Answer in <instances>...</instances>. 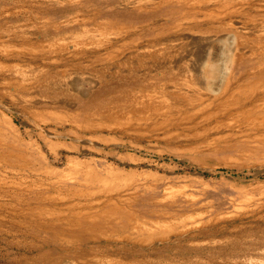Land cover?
I'll list each match as a JSON object with an SVG mask.
<instances>
[{
  "label": "rangeland",
  "instance_id": "374dc122",
  "mask_svg": "<svg viewBox=\"0 0 264 264\" xmlns=\"http://www.w3.org/2000/svg\"><path fill=\"white\" fill-rule=\"evenodd\" d=\"M136 1L0 0V46L17 52L0 53L1 64L15 66L0 71V264H264V125L251 126L243 113L250 106H185L169 117L156 106L161 95L189 92L192 78L213 99L228 79L247 89L264 83V36L235 55L217 29L182 42L169 30L184 16V0ZM241 3L261 4L240 15L258 30L264 0ZM93 29L108 36L102 50L94 39L74 44ZM22 43L51 48L31 53ZM22 69L29 83L21 96L5 81ZM142 111L143 120L123 119ZM108 115L122 125L101 124ZM87 169L103 177L118 169L109 196H120L119 210L97 212L107 199L85 182ZM138 224L147 228L141 236L131 232Z\"/></svg>",
  "mask_w": 264,
  "mask_h": 264
},
{
  "label": "bare ground",
  "instance_id": "6f19581e",
  "mask_svg": "<svg viewBox=\"0 0 264 264\" xmlns=\"http://www.w3.org/2000/svg\"><path fill=\"white\" fill-rule=\"evenodd\" d=\"M177 1V0H176ZM238 1V0H237ZM236 0H184L182 2V6L184 7L183 9V17L180 18V20L178 21V23L176 24V26L174 28H169V32L171 33H176V37L177 39H179L180 41L182 42H193V43H196L198 40L201 41L202 39H207L205 37H199V35L197 34H206V33H201V31L203 32H208L209 29L211 30L212 29H217V30H221L222 32H226L224 35L226 36H223L225 37L226 39H229L231 38L232 42H233V46H232V53H234L233 55H235L237 52H242V51H246L244 50V48L249 44L251 43V40L252 38L258 36V35H263L264 36V24H260L258 26V30L257 29H254L252 30V28H247L244 27L242 24L243 22V18L242 16H240L242 13H245V14H253L255 15L258 11L261 10V4H247L246 7H244V4H236L237 3ZM137 2V1H136ZM146 2H148V0H139L137 3H141L142 4ZM167 2V1H166ZM132 3V2H131ZM170 3V2H169ZM264 4V3H263ZM124 5V4H123ZM134 5V4H133ZM162 5V4H161ZM130 6V5H129ZM153 6V5H152ZM156 6V5H155ZM128 7V6H127ZM178 7V6H177ZM264 7V6H262ZM167 9V8H166ZM260 9V10H259ZM138 10V9H137ZM163 10V9H162ZM182 10V9H181ZM95 11V10H94ZM159 11V10H158ZM178 11V10H177ZM157 12V11H156ZM161 12V11H160ZM134 13V12H133ZM169 13V12H168ZM137 14V13H136ZM142 14V13H141ZM155 14V12H154ZM163 14V13H162ZM165 14V13H164ZM259 14V13H258ZM91 15V14H90ZM187 15V17H186ZM246 16V15H245ZM141 17V16H140ZM161 17V16H160ZM238 17L239 20H236L235 18ZM263 17V16H262ZM84 18V17H83ZM138 18V17H137ZM152 18V17H151ZM256 18V17H255ZM75 19V18H73ZM142 19V17H141ZM146 19V18H145ZM149 19V18H147ZM250 19V18H249ZM72 20V19H71ZM81 20V19H80ZM85 19H82L81 21H84ZM96 20V19H95ZM105 20V19H104ZM109 20V19H108ZM144 20V19H143ZM86 21V20H85ZM115 21V20H114ZM121 21V20H119ZM249 21V20H248ZM256 21V20H255ZM68 22V20H67ZM109 22V21H108ZM113 22V21H112ZM73 23V22H72ZM102 23V22H101ZM100 23V24H101ZM111 23V22H109ZM108 23V24H109ZM71 24V23H70ZM142 24V23H141ZM240 24V25H238ZM243 24H246V23H243ZM66 25V24H65ZM68 25V23H67ZM128 26V24H126ZM96 26H99V25H96ZM115 26V25H114ZM133 26V25H132ZM255 26V25H254ZM59 27V26H58ZM111 27V26H110ZM155 27V26H154ZM84 28V27H83ZM96 28V27H95ZM107 28V27H105ZM159 28V27H158ZM254 28V27H253ZM59 29V28H58ZM150 29V28H149ZM100 30V29H99ZM162 30V29H161ZM86 31V30H85ZM133 31V30H132ZM160 31V30H159ZM262 32V33H261ZM106 32L104 31H98V29H93L91 31H88L87 32H84L82 33L81 35L79 36H74L73 37V42L76 46L78 47H81L82 45H84V42H87L86 39H94L95 42H96V45H99L102 44V42L105 40V34ZM114 33V32H112ZM115 33H117L115 31ZM114 33V34H115ZM126 33V32H125ZM144 33V32H143ZM150 33V32H149ZM159 33V32H158ZM163 33V32H162ZM217 33V32H216ZM76 34V33H75ZM80 34V33H79ZM119 34V31L118 33ZM123 34V33H122ZM121 34V35H122ZM148 34V33H147ZM211 34V33H210ZM219 34V32H218ZM119 36V35H118ZM116 36V37H118ZM148 36V35H147ZM204 36V35H203ZM108 37V36H106ZM121 37V36H120ZM175 37V38H176ZM210 37V36H209ZM220 37V36H219ZM112 38V37H111ZM135 38V37H134ZM133 38V39H134ZM138 38V37H137ZM65 39V38H64ZM114 39V38H113ZM117 39V38H116ZM128 39V38H127ZM201 39V40H200ZM112 40V39H111ZM136 40V39H135ZM161 40V39H159ZM172 40V39H171ZM260 40V39H259ZM56 41V40H55ZM66 41V40H64ZM157 41V40H156ZM255 41V39H254ZM113 42V41H112ZM131 42V41H130ZM152 42V41H151ZM158 42V41H157ZM259 42V41H258ZM63 43V42H61ZM123 43V42H122ZM129 43V42H128ZM149 43V42H148ZM155 43V41H154ZM172 43V41H171ZM177 42H175V45ZM54 44V43H53ZM52 44V45H53ZM150 44V43H149ZM206 44V43H205ZM229 44V43H228ZM51 45V46H52ZM117 45H120V43H118ZM133 45V44H132ZM150 45H153V44H150ZM149 45V46H150ZM156 45V44H155ZM173 45V44H171ZM196 45V44H195ZM62 46V45H61ZM66 46V45H65ZM125 46V45H124ZM135 46V45H134ZM142 46V45H141ZM180 46V45H179ZM183 46V45H182ZM192 46V45H190ZM202 46V45H201ZM204 46V45H203ZM250 46V45H249ZM247 46V47H249ZM22 49L24 50H28V52H37V51H42L44 50L43 48L44 47H47L49 48L50 50V44H45V45H37L36 43H33L31 44L30 46L28 45H25V44H20V46ZM101 47V46H100ZM99 47V48H100ZM115 47V46H113ZM123 47V46H122ZM145 47V46H144ZM152 47V46H151ZM154 47V46H153ZM184 47V46H183ZM200 47V46H199ZM93 48V47H92ZM112 48V47H111ZM118 48V47H117ZM121 48V47H120ZM150 48V47H149ZM189 48V46H188ZM258 48V47H257ZM60 49V48H59ZM57 49V50H59ZM91 49V48H89ZM88 49V50H89ZM103 48L101 47V50ZM114 49V48H112ZM252 48H250L251 50ZM254 49V48H253ZM263 49V48H262ZM54 50V49H53ZM78 50V49H77ZM92 50V49H91ZM98 50V48L96 49ZM122 50V49H121ZM120 50V51H121ZM124 50V49H123ZM122 50V51H123ZM149 50V49H148ZM173 50H174V47H173ZM176 50V49H175ZM181 50V48H180ZM187 50V49H186ZM200 51V49H198ZM229 50V49H228ZM90 51V50H89ZM119 51V52H120ZM138 51V50H137ZM146 51V50H144ZM164 51H169L168 49H164ZM231 51V49H230ZM248 51V50H247ZM12 52H15L17 53L15 50H10L8 46H0V53H2V55H10L9 53H12ZM91 52V51H90ZM143 52V51H142ZM147 52V51H146ZM151 52V50H150ZM171 52V51H170ZM175 52V51H174ZM177 52V51H176ZM181 52V51H180ZM228 52V51H227ZM240 52V53H241ZM263 52V51H262ZM261 52V53H262ZM106 53V52H105ZM133 53V52H132ZM166 53V52H165ZM203 53V52H202ZM24 54V53H23ZM75 54V53H74ZM167 54V53H166ZM177 54V53H176ZM180 54V53H179ZM178 54V55H179ZM194 54V53H193ZM238 54V53H237ZM71 55V54H70ZM133 55V54H132ZM182 55V54H181ZM246 55V54H245ZM76 56V54H75ZM96 56V55H95ZM170 56V55H169ZM174 56V55H173ZM185 56V55H184ZM198 56V54H197ZM195 56V57H197ZM260 56V55H259ZM258 56V57H259ZM71 57V56H70ZM97 57V56H96ZM186 57V56H185ZM205 57V55H204ZM257 57V56H256ZM261 57V56H260ZM259 57V58H260ZM147 58V56H146ZM156 58V57H155ZM177 58V57H175ZM202 58V57H201ZM247 58V57H246ZM249 58V57H248ZM255 58V57H254ZM196 59V58H195ZM200 59V57H199ZM256 59V58H255ZM125 60V59H124ZM166 60V59H165ZM164 60V61H165ZM172 61V59H170ZM178 60H181L178 59ZM254 60V59H253ZM2 61V59H1ZM12 61V60H11ZM126 61V60H125ZM128 61V60H127ZM134 61V60H133ZM170 61V62H171ZM198 61V60H197ZM252 61V60H251ZM18 62V61H17ZM135 62V61H134ZM166 62V61H165ZM169 62V63H170ZM176 62V61H174ZM173 62V63H174ZM181 62V61H180ZM261 62V61H260ZM3 63V62H1ZM0 63V71H2V69H8L10 71V69L12 67H15V66H5L3 64ZM5 63V62H4ZM264 63V62H263ZM141 64V63H140ZM171 64V63H170ZM242 64V63H241ZM246 64V63H245ZM22 65V63H21ZM32 65V63H31ZM42 65V64H41ZM137 65H139L137 63ZM143 65V64H142ZM173 65V64H172ZM238 65V64H237ZM157 66V65H156ZM175 66V65H173ZM228 66V65H227ZM247 66V65H246ZM46 67V66H44ZM198 67V66H197ZM10 68V69H9ZM25 69V68H24ZM20 70V75L18 77V79H9L7 81H5V84L8 85V86H14L16 87L17 89H19V95H25L26 92V88L28 87V80L27 78H25L26 74L24 73L26 70ZM176 69V68H175ZM14 70H18V69H14ZM36 70H43L42 68L41 69H36ZM238 70V69H237ZM200 71V70H199ZM231 71V70H230ZM236 71V70H235ZM7 72V71H6ZM196 72V71H195ZM247 72V71H246ZM1 73V72H0ZM9 73V72H8ZM11 73V72H10ZM245 73V72H244ZM13 75V74H12ZM17 74H15L16 76ZM31 74H29L30 76ZM176 75V74H175ZM11 77V76H10ZM127 77V76H126ZM195 77V76H194ZM249 77V76H248ZM255 77V76H254ZM191 78V77H190ZM242 78V77H241ZM256 78V77H255ZM260 78V77H259ZM106 79V78H105ZM225 79V78H223ZM249 81V80H248ZM100 82V81H99ZM105 82V81H104ZM243 82V81H242ZM3 83V82H2ZM116 83V82H115ZM132 83V82H131ZM110 84V82H109ZM130 84V83H129ZM134 84V83H133ZM187 84V83H185ZM184 84V86H185ZM111 85V84H110ZM115 85V84H114ZM121 85V84H120ZM118 85V86H120ZM128 85V83H127ZM135 85V84H134ZM240 85H242L241 83L237 82V83H233L231 80L228 79V81L225 80V83L222 87V91H221V96L217 99H213L211 98L210 96L212 95H207L206 93H204L201 89L203 88L201 85H199L198 81H196L195 79H191L188 81V86L191 90H189V92L187 93H182V94H179V95H176V96H159L158 97V100H157V103L158 105L156 106H161L160 108L163 110V114H170L168 115L171 116L172 114L174 113H180L181 111L183 112L184 110H186V108H184L185 106H219V107H222V106H250L248 108H246L244 110L243 113H245V115L247 114L248 117H249V120H250V124L252 127H260L262 125H264V93H262L260 96L258 94V96L256 95L257 93V89L259 87H263L264 88V83L260 82V83H255L254 86H250L248 89L247 88H241ZM101 86V85H100ZM109 86V85H108ZM182 86V85H181ZM13 87V88H14ZM183 87V86H182ZM102 88V87H101ZM117 88V87H116ZM174 88V87H173ZM104 89V88H102ZM187 89V87H186ZM185 87H184V90H186ZM21 90V91H20ZM99 90V89H98ZM120 90V89H119ZM124 90V89H123ZM180 90V89H179ZM183 90V89H182ZM188 90V89H187ZM67 92V91H66ZM115 92V91H114ZM184 92V91H183ZM217 92V91H216ZM220 92V91H219ZM80 93V92H79ZM101 93V92H99ZM113 93V92H112ZM96 94V93H95ZM107 94V93H106ZM105 94V95H106ZM110 94V93H109ZM15 95V94H14ZM100 95V94H99ZM103 95V94H102ZM104 95V96H105ZM10 96V95H9ZM93 96V95H92ZM102 97V96H101ZM109 97V96H108ZM113 97V96H112ZM120 97V95H119ZM118 97V98H119ZM253 97H256L255 99H252ZM123 98V97H122ZM14 99V98H13ZM96 99V98H95ZM98 99V98H97ZM62 100V99H61ZM83 100V99H82ZM104 100V99H103ZM115 100V99H114ZM119 100V99H118ZM247 100V101H245ZM112 101V100H111ZM59 102V101H58ZM127 102V101H126ZM246 102H249L248 104H246ZM95 103V102H94ZM93 103V104H94ZM146 103V102H145ZM155 103V102H153ZM92 104V105H93ZM113 104V103H111ZM97 105V104H96ZM78 106V105H77ZM100 106V105H99ZM105 106V105H104ZM113 106V105H112ZM92 107V106H91ZM95 107V106H94ZM108 107V106H107ZM45 108V107H44ZM87 108V107H86ZM113 108V107H112ZM215 108V107H214ZM239 108V107H238ZM245 108V107H243ZM43 109V108H42ZM82 109V108H81ZM102 109V108H101ZM194 109V108H193ZM37 110V109H36ZM86 110V109H85ZM243 110V109H241ZM239 109V111H241ZM76 111V110H75ZM95 111V110H94ZM216 111V110H215ZM59 112V111H58ZM87 112V111H86ZM90 112V111H89ZM103 112V111H102ZM205 112V111H204ZM210 113L212 111H209ZM214 112V111H213ZM237 112V111H236ZM57 113V112H56ZM131 112H129V114H127V119L123 118L124 120H131V119H136V120H143V118L145 117L144 116V112H137V113H132L130 115ZM186 113V112H184ZM233 113V112H232ZM59 114V113H58ZM64 114V113H63ZM79 114V113H78ZM84 114V113H83ZM92 114V112H91ZM94 114V113H93ZM206 114V113H205ZM68 115V114H67ZM71 115V114H69ZM68 115V116H69ZM228 115V114H227ZM201 116V115H200ZM205 116V115H204ZM62 117V116H61ZM79 117V116H78ZM117 117V116H116ZM160 117V116H159ZM164 117V116H163ZM173 117V116H172ZM177 116H175L174 118H176ZM196 117V116H195ZM198 117V116H197ZM202 117V116H201ZM230 117V116H229ZM54 118V117H53ZM57 118V117H56ZM60 118V117H59ZM65 118V117H64ZM67 118V117H66ZM82 118V117H81ZM171 118V117H170ZM179 119V117H177ZM61 119V118H60ZM99 119V118H98ZM107 122H101V124H104V126L106 127H116V126H120L122 125L123 122H119V121H113L112 118H111V115H108L106 116L105 118ZM183 119V118H182ZM246 119V118H245ZM4 120V119H3ZM64 120V119H63ZM72 120V119H71ZM75 120V119H74ZM73 120V121H74ZM90 120V119H88ZM99 120H102V119H99ZM161 120V119H160ZM159 120V121H160ZM248 120V121H249ZM6 121V120H5ZM4 121V122H5ZM8 121V120H7ZM48 121V120H47ZM65 121V120H64ZM72 121V122H73ZM79 121V120H78ZM94 121V120H92ZM247 121V120H246ZM3 122V123H4ZM57 122V121H56ZM66 122V121H65ZM69 122V120H68ZM77 122V121H76ZM82 122V121H81ZM95 122H98L97 120ZM137 122V121H136ZM135 122V124H136ZM139 122V121H138ZM157 122V121H156ZM213 123V122H212ZM217 124V122H216ZM11 125V124H10ZM98 125V124H97ZM100 125V124H99ZM69 127V126H68ZM203 127V126H202ZM206 127V126H205ZM94 128V127H93ZM1 129V128H0ZM12 129V128H11ZM101 130V129H100ZM2 131V130H1ZM15 131V130H14ZM3 132V131H2ZM16 132V131H15ZM190 132V131H189ZM18 134V133H17ZM48 135V134H47ZM54 136V135H53ZM7 137V136H6ZM2 138V137H1ZM22 140V139H21ZM4 141V140H3ZM10 141V140H9ZM258 141V140H257ZM1 142V141H0ZM16 142V141H15ZM230 142V141H229ZM260 143V142H259ZM8 144V143H7ZM16 144V143H15ZM25 144V143H24ZM256 145V144H255ZM51 146V145H50ZM21 147V146H20ZM34 147V146H33ZM32 147V148H33ZM22 148V147H21ZM38 148V147H37ZM25 149V147H24ZM61 149V148H60ZM11 151V150H10ZM17 152V151H16ZM20 152V151H19ZM40 152V151H39ZM10 153V152H8ZM24 153V152H23ZM42 154V152L40 153ZM44 155V154H43ZM55 155V154H54ZM16 156V155H15ZM42 157V156H41ZM46 160V159H45ZM44 160V161H45ZM50 160V159H49ZM70 160V159H69ZM6 161V160H5ZM12 161V160H11ZM69 162V166L75 169H77V167H79L78 163L75 162L73 164L72 160L71 161H68ZM87 162V160L85 161ZM27 163V162H26ZM31 163V162H30ZM93 163V162H92ZM10 164V163H9ZM11 165V164H10ZM90 165V164H89ZM14 166V165H13ZM68 166V167H69ZM107 166V165H106ZM2 167H5V166H2ZM96 167V166H95ZM32 168V166H31ZM81 168V167H80ZM3 169V168H2ZM49 169V168H48ZM53 169V168H52ZM93 169V168H92ZM92 169H87V173L85 175V182L88 183V184H94L96 186H98V194L99 195H102L101 197L105 196V199H107L105 202H101L103 204V208L101 209L99 206L100 209H96L97 212L99 211L101 213V215L103 216H106V215H109L111 213H114L116 212L117 210H119V207L121 206L120 204L117 203V201H120V199H118V197L120 196H115V197H111L109 196V192H112L113 191V185L115 184L114 180H116V177L115 176H119L120 172L115 169H110L109 173L107 174V176H101L100 175V172L98 171H94ZM18 170V169H17ZM39 170V169H38ZM10 171V170H9ZM20 171V170H18ZM17 171V172H18ZM35 171V170H34ZM46 171V169H45ZM73 171V170H72ZM26 172V171H25ZM37 172V171H36ZM44 172V171H43ZM50 172V171H49ZM48 172V173H49ZM66 172V171H65ZM75 172V171H74ZM85 172V171H84ZM24 173V172H23ZM46 173V172H45ZM83 173V172H82ZM46 175V174H45ZM54 175V174H53ZM17 176V175H16ZM126 176V175H125ZM74 178V177H73ZM119 178H122V176ZM62 179V178H60ZM72 179V178H71ZM51 180V179H50ZM22 181V180H21ZM2 182V181H1ZM5 183V182H4ZM27 183V182H26ZM38 184V183H37ZM40 184V183H39ZM47 184V183H46ZM15 185V184H14ZM23 185V184H21ZM20 185V186H21ZM24 185H26L24 183ZM44 185V184H43ZM121 185V184H120ZM46 186V185H45ZM130 186V185H129ZM44 187V186H43ZM78 187V186H77ZM134 187V186H133ZM40 188V187H39ZM46 188V187H45ZM130 188V187H129ZM62 189V188H61ZM72 189V188H71ZM94 189V188H92ZM133 189V188H132ZM13 190V189H12ZM55 190V189H54ZM74 190V189H73ZM87 190V189H86ZM117 190V189H116ZM37 191V190H35ZM70 191V190H68ZM75 191V190H74ZM134 192V191H133ZM47 193V192H46ZM34 194V193H33ZM72 194V193H71ZM45 195V193H44ZM29 196V195H28ZM68 197V196H67ZM65 197V198H67ZM87 198V197H86ZM92 198V197H91ZM97 198V197H96ZM128 198V197H127ZM89 199V198H88ZM69 200V199H68ZM132 200V199H131ZM104 201V200H102ZM62 202V200H61ZM71 202V201H70ZM123 202V201H122ZM100 203V202H99ZM128 203V202H127ZM78 204V203H77ZM80 204V203H79ZM83 204V203H82ZM52 205V204H51ZM39 206V205H38ZM42 206V205H41ZM53 206V205H52ZM63 206V205H62ZM84 206V205H83ZM90 206V205H89ZM123 206V205H122ZM61 207V206H60ZM126 207V206H125ZM96 208V207H95ZM50 210V209H48ZM56 210V209H54ZM129 210V209H128ZM70 211V210H69ZM74 211V210H73ZM88 211V210H87ZM86 211V212H87ZM143 211V210H142ZM155 211V210H153ZM43 212V211H42ZM70 213V212H69ZM76 213V212H75ZM93 213V212H92ZM133 213V212H132ZM135 213V212H134ZM159 213V212H158ZM58 214V213H57ZM62 214V213H61ZM79 214V213H78ZM87 214V213H86ZM85 214V215H86ZM90 214V213H89ZM95 214V213H94ZM30 215V214H29ZM41 215V214H39ZM47 215V214H46ZM50 215V214H49ZM77 215V213H76ZM98 215V214H97ZM123 215V214H122ZM80 216V215H79ZM83 216V215H82ZM88 216V215H87ZM93 216V215H91ZM90 216V218H91ZM95 216V215H94ZM133 216V215H132ZM39 217V216H38ZM44 217V216H43ZM52 217V216H51ZM128 217V216H127ZM143 217V216H142ZM89 218V219H90ZM102 218V217H101ZM126 218V217H125ZM63 219V218H61ZM76 219V218H75ZM74 219V220H75ZM121 219V218H120ZM171 219V218H170ZM53 220V219H52ZM126 220V219H125ZM173 220V219H172ZM179 220V219H178ZM195 220V219H194ZM63 221V220H61ZM60 221V222H61ZM80 221V220H78ZM77 221V222H78ZM87 221V220H86ZM89 221V220H88ZM132 221V220H131ZM180 221V220H179ZM185 221V220H184ZM188 221V220H187ZM63 222H66V221H63ZM75 222V221H74ZM101 222V221H100ZM110 222V221H109ZM123 222V221H122ZM139 222V221H138ZM166 222V221H165ZM183 222V221H181ZM190 222V221H189ZM71 223V221H70ZM85 223V222H84ZM99 223V222H98ZM102 223V222H101ZM107 223V222H106ZM113 223V222H112ZM125 223V222H124ZM143 223V222H142ZM168 223V222H166ZM165 223V224H166ZM192 223V222H191ZM174 224V223H172ZM179 224V223H177ZM85 225V224H84ZM87 225V224H86ZM105 225V224H104ZM127 225V224H126ZM175 225V224H174ZM173 225V226H174ZM202 225V224H201ZM121 226V224H120ZM191 226V225H189ZM199 226V225H198ZM68 227V226H67ZM128 227V226H127ZM181 227V225H180ZM81 228V227H80ZM90 228V227H89ZM118 228V227H117ZM125 228V227H124ZM123 228V229H124ZM166 228V227H165ZM176 228V227H175ZM184 228V226L182 227V229ZM195 228V227H194ZM200 228V227H199ZM40 229V228H39ZM69 229V228H68ZM92 229V228H91ZM114 229V228H113ZM144 229H147L146 226L144 224H138L131 232L135 233V234H138V236H141L142 234H145L143 233L144 232ZM169 229V228H168ZM180 229V228H178ZM196 229V228H195ZM198 229V228H197ZM211 229V228H210ZM171 230V229H170ZM173 230V229H172ZM176 230V229H174ZM46 231V230H45ZM64 231V230H63ZM108 231V230H107ZM177 231V230H176ZM188 231V230H187ZM87 232V231H86ZM101 232H103L101 230ZM123 232V231H122ZM128 232V231H127ZM153 232V231H152ZM179 232V231H178ZM186 232V231H185ZM205 232V231H204ZM51 233V232H50ZM54 233V232H53ZM61 233V232H60ZM109 233V232H108ZM160 233V232H159ZM57 234V233H56ZM55 234V235H56ZM73 234V233H72ZM120 234V233H119ZM95 235V234H94ZM98 235V234H97ZM106 235V234H105ZM117 235V234H116ZM215 235V234H213ZM238 235V234H237ZM63 236V235H62ZM111 236V235H110ZM232 236V235H231ZM235 236V235H234ZM48 237V236H47ZM65 237V236H64ZM105 237V236H104ZM172 237V235H171ZM209 236H207L208 238ZM213 237V236H212ZM220 237V236H219ZM237 237V236H236ZM235 237V238H236ZM108 238V236H107ZM118 238V237H117ZM124 238V237H123ZM239 238V237H238ZM245 238V237H244ZM91 239V238H89ZM109 239V238H108ZM125 239V238H124ZM123 239V240H124ZM169 239V238H168ZM216 239V238H215ZM221 239V238H220ZM58 240V239H57ZM99 240V239H98ZM127 240V239H126ZM159 240V239H158ZM198 240V239H197ZM81 241V239H80ZM100 241V240H99ZM140 241V240H139ZM204 241V240H203ZM132 242V241H130ZM134 242V241H133ZM162 242V241H161ZM198 242V241H197ZM201 242V241H200ZM216 242V241H215ZM222 242V241H221ZM234 242V240H233ZM135 243V242H134ZM141 243V242H140ZM190 243V242H188ZM192 243V242H191ZM196 243V242H195ZM259 243V242H258ZM206 244V243H205ZM226 244V242L224 243ZM236 244V243H235ZM238 244V243H237ZM190 245V244H189ZM242 245V243H241ZM254 245V244H253ZM99 246V245H98ZM240 246V245H239ZM149 247V246H148ZM243 247V246H242ZM246 247V246H245ZM143 248V247H142ZM200 248V247H199ZM252 248V247H251ZM221 249V248H220ZM248 249V248H247ZM258 249V248H257ZM219 250V249H218ZM237 250V249H236ZM245 250V249H244ZM207 251V250H206ZM214 251V249H213ZM228 251V250H227ZM234 251V250H233ZM252 251V250H251ZM223 252V251H222ZM256 252V251H255ZM210 253V252H209ZM260 253V252H259ZM82 254V253H81ZM88 254V253H87ZM202 254V253H201ZM211 254V253H210ZM107 255V254H106ZM150 255V254H149ZM212 255V254H211ZM235 255V254H234ZM252 255V254H251ZM256 255V254H255ZM76 256V255H75ZM112 256V255H111ZM131 256V255H130ZM59 257V256H58ZM122 256H120L119 259H121ZM139 257V256H138ZM186 257V256H185ZM203 257V256H202ZM230 257V256H229ZM263 257V256H262ZM56 258V257H55ZM85 258V257H84ZM87 258V257H86ZM85 258V259H86ZM101 258V257H100ZM107 258V257H106ZM109 258V257H108ZM111 258V257H110ZM115 258V257H114ZM113 258V259H114ZM118 258V257H117ZM116 258V260H118ZM154 258V257H153ZM166 258V257H165ZM188 258V257H187ZM186 258V259H187ZM193 258V257H191ZM210 258V257H209ZM217 258V257H216ZM219 258V257H218ZM221 258V256H220ZM223 258V257H222ZM232 258V257H231ZM246 258V257H245ZM255 258V257H254ZM138 259V258H137ZM147 259V257H146ZM172 259V258H171ZM181 259V258H179ZM190 259V258H189ZM206 259V258H204ZM240 259V258H239ZM61 260V259H60ZM70 260V259H69ZM123 260V259H122ZM126 260V259H125ZM142 260V259H141ZM177 260V259H176ZM191 260V259H190ZM230 260V259H229ZM80 261V260H79ZM78 261V262H79ZM110 261V260H109ZM114 261V260H113ZM139 261V260H138ZM159 261V260H158ZM193 261V260H192ZM246 261V260H245ZM60 262V261H59ZM63 262V261H62ZM85 262V261H84ZM93 262V261H92ZM105 262V261H104ZM137 262V261H135ZM143 262V261H142ZM152 262V261H151ZM216 262V261H215ZM103 263V262H102ZM117 263V262H116ZM120 263V262H119ZM133 263V262H131ZM197 263V262H196ZM238 263V262H237ZM53 264V263H51ZM61 264V263H60ZM69 264V263H68ZM136 264V263H135ZM151 264V263H150ZM161 264V263H159ZM163 264V263H162ZM174 264H177V263H174ZM234 264V263H233ZM250 264V263H249Z\"/></svg>",
  "mask_w": 264,
  "mask_h": 264
}]
</instances>
